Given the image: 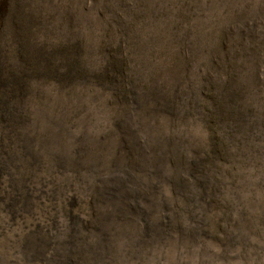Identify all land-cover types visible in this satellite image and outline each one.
Instances as JSON below:
<instances>
[{
    "label": "rangeland",
    "instance_id": "374dc122",
    "mask_svg": "<svg viewBox=\"0 0 264 264\" xmlns=\"http://www.w3.org/2000/svg\"><path fill=\"white\" fill-rule=\"evenodd\" d=\"M263 120L264 0H0V264H264Z\"/></svg>",
    "mask_w": 264,
    "mask_h": 264
},
{
    "label": "trees",
    "instance_id": "16d2710c",
    "mask_svg": "<svg viewBox=\"0 0 264 264\" xmlns=\"http://www.w3.org/2000/svg\"><path fill=\"white\" fill-rule=\"evenodd\" d=\"M17 42L19 43V41H18V35H17ZM20 44V43H19ZM49 58L52 60V58H54V57H52L51 56V53L49 54ZM105 61V60H104ZM109 62L111 63L112 61L111 60H109ZM61 69L59 70V72H58V74L59 75H61V73H64L63 75H66V73H67V75L66 76H68V72L70 71L69 70V68L67 67V64H66V62L65 61H62V62H58V63H56ZM65 64V65H64ZM105 62H102L100 65H99V70H101V71H104L105 70ZM112 64V63H111ZM62 66H65L66 68L65 69H62ZM109 75H110V77H116V75H117V73H116V71L115 70H112V72H111V70L109 71ZM119 74H118V79H120L119 78ZM60 77H62V76H60ZM209 85L207 84V87H208ZM201 88H203L202 86H201ZM182 92H183V89L181 88V87H178L177 88V91L174 93L175 95H172L171 97H170V99H168L167 101H166V103L163 105V104H160V105H155L156 106V108L158 107L159 108V106H162V107H164V108H166V107H170L171 106V104L174 102V101H178V96L179 95H181L182 94ZM135 95H138V97H139V94H135ZM138 97H137V99H138ZM136 99V100H137ZM213 99H214V97H213ZM116 100V99H115ZM195 100H196V97L195 96H193L192 97V101L190 102V103H187L186 104V107H185V109H184V112H186V113H194V114H197V108H196V105H195ZM136 102V101H135ZM135 102L130 106V109L131 108H133L134 107V104H135ZM209 103H210V105H211V100H209L208 101ZM178 103V102H177ZM214 107H216V104L214 105ZM181 111V110H180ZM210 113H212V115L214 116V117H216V115L213 113V111H211ZM237 115H238V120L236 119V118H234V117H232L233 115L231 114V112L230 111H228L227 112V114L225 115V118H230V120L233 122V126H235L236 127V130H242L241 128H243L242 126H241V124H239V122H237V121H240L241 119H242V116H241V118H240V113L239 112H237ZM255 120V119H254ZM256 121V120H255ZM259 121V120H258ZM263 122H264V120H263ZM180 158H181V156H180ZM195 166H194V163H193V166H191V168L188 170V171H186L185 169H183V171L182 170H180V174L181 175H190V174H192L193 172H195ZM151 173V172H150ZM177 180V179H176ZM221 182V181H220ZM213 181H210V180H206V178L205 177H200V178H198L197 180H195L194 182H192L190 185H185V184H183V186L182 185H179V192L178 191H174V193L175 194H177L178 195V197H186V198H188L189 197V195L190 196H193V200H191L190 199V203L192 204V202L193 203H195V204H201V206H203V208H202V210H204L205 208H207V207H214L213 205H216V204H214V202L216 201V202H218V201H220V194H219V192L217 191V190H215L214 188H213ZM198 209H199V211H200V206L198 205Z\"/></svg>",
    "mask_w": 264,
    "mask_h": 264
}]
</instances>
